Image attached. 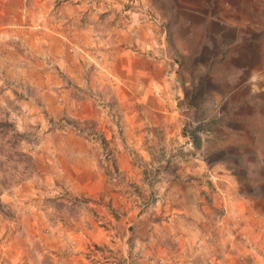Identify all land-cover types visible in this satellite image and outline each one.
<instances>
[{"label":"rangeland","instance_id":"1","mask_svg":"<svg viewBox=\"0 0 264 264\" xmlns=\"http://www.w3.org/2000/svg\"><path fill=\"white\" fill-rule=\"evenodd\" d=\"M179 1L0 0V118L22 132L36 167L0 185V264H264V173L259 156L256 166L247 160L243 141L235 187H205L202 233L191 219L156 222L129 245L128 263L117 239L133 220L124 212H142L159 196L157 173L124 133L147 112L127 107L116 84L132 51H150L167 70L156 38L164 37L170 3L178 17ZM199 123L184 127L192 140ZM120 152L131 170L119 168ZM116 193L123 203L112 206Z\"/></svg>","mask_w":264,"mask_h":264},{"label":"crops","instance_id":"2","mask_svg":"<svg viewBox=\"0 0 264 264\" xmlns=\"http://www.w3.org/2000/svg\"><path fill=\"white\" fill-rule=\"evenodd\" d=\"M179 2L178 17L177 5H168L170 22L163 26L164 37L156 38L167 70L162 74L156 68L150 51L130 57L132 51L122 65L125 77L116 84L127 107L147 112L144 119L133 118L124 133L138 143L158 176L159 198L142 212H124L133 219L117 236L127 263L129 245L149 237L156 222L171 226L178 217L194 220L201 233L206 229L205 187H235L237 141L245 142L249 163L256 166L259 156V172L264 173V0ZM197 92L200 97L194 99ZM162 94L171 96L164 100ZM167 101L170 107L165 108ZM198 121L200 131L190 143L184 127ZM162 145L167 156L158 153ZM117 163L125 170L133 166L125 152L117 154ZM120 197L112 196L111 205H121Z\"/></svg>","mask_w":264,"mask_h":264},{"label":"trees","instance_id":"3","mask_svg":"<svg viewBox=\"0 0 264 264\" xmlns=\"http://www.w3.org/2000/svg\"><path fill=\"white\" fill-rule=\"evenodd\" d=\"M23 134L7 118H0V185L19 182L36 169L22 146ZM104 141V140H103Z\"/></svg>","mask_w":264,"mask_h":264},{"label":"built area","instance_id":"4","mask_svg":"<svg viewBox=\"0 0 264 264\" xmlns=\"http://www.w3.org/2000/svg\"><path fill=\"white\" fill-rule=\"evenodd\" d=\"M186 137L188 138V141L191 143L192 142V134L190 132H187L186 134Z\"/></svg>","mask_w":264,"mask_h":264}]
</instances>
